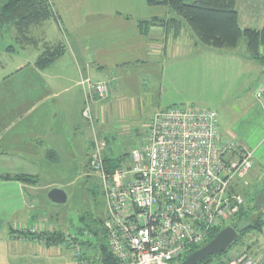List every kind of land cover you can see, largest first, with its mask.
<instances>
[{"label":"crops","instance_id":"crops-1","mask_svg":"<svg viewBox=\"0 0 264 264\" xmlns=\"http://www.w3.org/2000/svg\"><path fill=\"white\" fill-rule=\"evenodd\" d=\"M148 1L48 0L55 17L39 25L51 26L48 32L45 29L48 37L40 35L34 39L42 49L63 46V54L46 68L38 69L35 60L41 49L31 60L0 74V176H26L36 181L32 184L0 180V264H71L67 247L46 241L56 230L39 210L51 203L42 191L63 190L64 185L52 183L41 188L39 176L49 168H57L61 154L74 157L77 151L83 152L88 130L92 152L93 138L99 139L98 132L106 137L112 125L113 129L124 126L122 117L140 113L147 91L161 92L167 81L165 64L177 55L179 48H198L195 37L167 6H150ZM152 18L176 19L181 27L178 32L169 26L152 27L147 35H142L138 22ZM237 24L241 30L261 31L264 0H237ZM13 40L16 41L15 32ZM243 42L246 51L241 62L261 73L264 64L249 57ZM212 49L208 47L205 52L213 56L222 51ZM260 53L264 54V48ZM0 70L3 72L1 65ZM83 78L110 81L108 97L92 107L93 126L81 115L85 97L79 81ZM260 85L261 80L255 77L246 87L250 107L245 108L244 114H249L250 119L249 115L242 116L241 120H248L243 123L245 132L233 133L238 144L253 153V167L264 165L254 158V151L262 148L264 138L254 144L248 138L254 130L251 115L264 119V101L256 98V93L264 89ZM170 102L167 103L172 106L175 103ZM32 229L38 233H31ZM251 237L252 248L246 247L243 252L252 251L264 264V234Z\"/></svg>","mask_w":264,"mask_h":264},{"label":"built area","instance_id":"built-area-1","mask_svg":"<svg viewBox=\"0 0 264 264\" xmlns=\"http://www.w3.org/2000/svg\"><path fill=\"white\" fill-rule=\"evenodd\" d=\"M110 81H79L85 104L81 115L93 126V105L109 95ZM264 101V89L256 93ZM105 140L93 138L88 170L101 181L105 199L102 228L117 264H174L205 244L211 232L244 206L237 183L253 168V153L221 139L215 111L170 106L155 112L147 124L146 143L110 167ZM31 233H38L35 229ZM87 231L62 233L71 264H91L80 242ZM219 264H260L252 252Z\"/></svg>","mask_w":264,"mask_h":264},{"label":"rangeland","instance_id":"rangeland-1","mask_svg":"<svg viewBox=\"0 0 264 264\" xmlns=\"http://www.w3.org/2000/svg\"><path fill=\"white\" fill-rule=\"evenodd\" d=\"M171 13L176 17L173 12ZM179 19L186 26L184 20ZM49 27L51 26L48 25L47 28L45 26L35 27L30 30V36L33 38H38L40 35L48 37L47 29ZM13 35L14 29L11 27L0 29V65L3 68V72L0 70V74H6L20 63L31 60L36 52L42 49L41 45L21 48L13 40ZM63 38L64 35H60V39L63 40ZM243 41L241 39L236 50H222L213 56L205 52L208 47L200 44H198L197 49L194 47L192 49L188 47L179 48L177 55L171 57L169 62L165 64L167 81L166 84L163 83L161 92L159 93V90L156 92L152 90L150 93L147 91L148 94L145 93L144 95L143 107L140 104V113L132 114L131 118L127 113L125 118L122 117V122L125 125H118L119 127L115 129L112 125V128L107 131L106 137L101 135L102 132L100 134L97 131L99 139H104L106 142L104 159L107 155L114 159L118 158L119 161L125 160L128 165L130 151L141 149L146 143L147 124L152 114L172 106L167 103L169 101L175 102L173 106H192L215 111L218 115V130L221 139L231 140L238 144L233 133L245 132L243 123L248 122V120L245 118L241 120V118L249 115L244 114L245 108L250 107V95L245 91L246 87L255 77L257 80H261L260 86H264V67H260L262 72L259 73L258 68L246 67L241 62L246 51ZM153 78L157 79L156 77ZM252 103L255 104L254 101ZM247 118L250 119V115ZM251 120L254 130L251 131L253 135L248 138L254 144L264 138V119L257 118L256 115L252 114ZM254 121H258V124L256 125ZM249 123L251 124V121ZM257 127L258 129H256ZM89 133L88 130L87 134L84 135L83 152L77 151L74 157L61 154L60 162L56 161V164L58 163L57 168H49L43 172L45 175L38 178L41 188L52 183L63 184L64 186L70 184L67 187L63 186V191L67 196L65 203H49L47 207L39 208L44 217L48 219L49 224L54 226L56 232L65 233L77 230L81 226L79 223L81 218L89 221L103 217L105 199L101 181L85 165L86 158L91 153V135ZM248 149L253 150L251 147ZM254 153V158L264 164V144L260 150L254 151ZM79 175L80 177H78ZM237 189L244 199V208L248 216V220L244 219L239 224L241 227L248 221L257 218L259 213H264V165H255L249 178L245 179L244 182L237 183ZM50 190L51 188L48 192ZM42 193L47 196L46 191H42ZM232 220L233 218L225 222L222 228L229 227ZM254 234L245 236L242 245L233 244L222 254L210 257L208 264L236 260L246 247L247 250L252 248L248 246L251 243L250 238ZM262 234H264V228ZM92 241L95 242V238H92Z\"/></svg>","mask_w":264,"mask_h":264},{"label":"trees","instance_id":"trees-1","mask_svg":"<svg viewBox=\"0 0 264 264\" xmlns=\"http://www.w3.org/2000/svg\"><path fill=\"white\" fill-rule=\"evenodd\" d=\"M148 4L150 6H167L177 18L184 20L186 27L200 45L217 50H233L237 48L240 40L244 39L249 57L264 64V54L260 53V49L264 48V28L261 31L241 30L239 28L237 24V0H149ZM54 17L48 0H0V29L4 27L13 28L15 40L21 47L39 46L38 41L30 36V29ZM157 26H169L175 28L176 32L181 27L180 22L176 19L165 21L152 18L149 21L138 22L137 28L142 35H147L149 28ZM63 51L64 48L61 45L43 47L35 60V66L38 69L46 68L58 59L63 54ZM117 159L105 158L107 164L112 163L109 164L111 168L119 162V159ZM0 180L36 183L35 180L26 176H0ZM259 214L253 221L250 220V222L248 221L247 224L241 227L239 224L244 219L248 220L244 206L233 217L229 227L234 228L237 232L234 244L242 245L245 236L262 232L264 228V213L261 212ZM97 219L89 221L84 220V218L80 219L79 234L81 231H87L92 238H95V242L89 240L80 242L83 256L88 261H91V264H117L115 258L108 250L106 234L102 228V217ZM221 230L211 232L204 245L210 242ZM61 237L62 233L54 232L46 241H54L59 244ZM201 247L191 249L187 256ZM186 257L174 262V264H181ZM210 259L207 258L200 264H208Z\"/></svg>","mask_w":264,"mask_h":264},{"label":"water","instance_id":"water-1","mask_svg":"<svg viewBox=\"0 0 264 264\" xmlns=\"http://www.w3.org/2000/svg\"><path fill=\"white\" fill-rule=\"evenodd\" d=\"M47 198L53 204H63L67 196L62 189L53 188L47 193ZM236 238L237 232L234 228H223L210 242L187 256L181 264H200L207 258L218 256L231 247Z\"/></svg>","mask_w":264,"mask_h":264}]
</instances>
